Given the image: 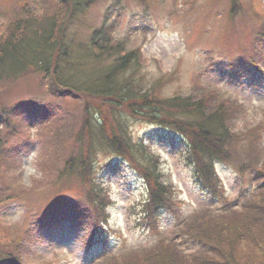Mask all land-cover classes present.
I'll list each match as a JSON object with an SVG mask.
<instances>
[{"label": "rangeland", "instance_id": "obj_1", "mask_svg": "<svg viewBox=\"0 0 264 264\" xmlns=\"http://www.w3.org/2000/svg\"><path fill=\"white\" fill-rule=\"evenodd\" d=\"M43 1L0 0V38L6 35L8 25L21 16L23 6L34 16L43 17L46 10L51 15L57 8V0ZM144 2L93 0L86 15H76V19L71 20L65 33V44L72 41V50L81 65L80 71L73 75L91 81L97 73L110 66V60L96 61L87 56L91 30L99 27L109 13L116 38L127 41V51L134 52L133 56L139 58L138 61L131 60L130 70L115 74L113 82H122L134 71L145 88L161 87L157 94L166 98L188 95L197 82L235 98L243 105L236 128L246 132L245 139L239 144V152L244 160L252 155L255 167L264 165V37L259 34L264 21V0ZM43 3L44 8L38 6ZM250 60L256 61V67L250 65ZM4 83L0 86V105L22 108L16 113L24 130L18 127L7 132L5 126L0 125L10 153V160L0 167V237L3 236L2 224L10 225L9 239L5 238L7 241L30 232V237L23 241V263L97 264L112 257L118 259L108 264H134L132 257V260H123L126 255L120 258L121 253L149 250L161 236L175 238L181 251L189 258L194 255L204 256L210 261L219 260L214 252L206 250L209 248L204 249L179 238L177 221L170 213L159 215L160 235L150 231L151 219L144 217L146 213L140 214L141 203L147 197L146 181L140 180L138 169L134 171L119 157L115 148L110 147V142L103 139L94 140L95 149L91 155L97 172L95 177L107 187L113 199L108 208V234L88 245L87 225L82 226L74 218L72 221L62 219L58 228L39 232L35 227L38 211L49 209L61 200L68 202L70 207L72 204H86L83 202L84 189L75 179L63 188L57 180L64 164L63 156L73 151L77 136L83 137L84 133L87 138L86 128L82 131L86 99L92 100L93 107L89 109L92 124L99 125L100 118L108 132L113 125V117L118 114L123 118V130L132 138V146L140 145L151 155H160V171L171 176L176 194L182 201V215L190 218L204 212L210 200L195 184L180 138L164 127L131 116L127 111L112 112V107L98 97L53 95L41 75L33 72ZM98 105L106 119L93 110ZM224 108L228 111L227 104ZM58 127L60 132L56 140L53 135ZM95 130L92 126L91 134ZM254 137L256 141L252 144ZM218 171L234 208L230 223L241 218H254L260 208L256 204L264 202V188H258L260 181L252 182L248 174L242 179L235 167L227 165H219ZM246 197L248 199L245 200ZM209 210L218 211L216 207ZM140 219L147 221L141 223ZM248 225L246 222V228L236 234L250 233V237L245 235L240 240L243 243L238 246L242 250L238 252L244 253L248 248L251 255L258 258V263L264 264V253L260 254L264 252L261 251L263 247L259 244L249 247L253 234H260L264 226L260 230ZM263 235L259 238H264Z\"/></svg>", "mask_w": 264, "mask_h": 264}, {"label": "trees", "instance_id": "obj_2", "mask_svg": "<svg viewBox=\"0 0 264 264\" xmlns=\"http://www.w3.org/2000/svg\"><path fill=\"white\" fill-rule=\"evenodd\" d=\"M92 1L57 0L56 10L51 15L50 11L46 10L47 14L44 13L43 17L34 16L33 12L25 8L26 12L23 6L20 10L21 16L8 25L6 35L0 38V86L8 80L13 81L33 72L41 75L53 95L98 97L112 107V112L127 111L131 116L144 118L153 125L177 134L186 147L187 161L194 169L196 184L207 194L213 206L221 205L224 209L216 215L204 209V212L196 213L190 218H182L171 178L161 173L157 156L151 155L152 153L146 151L147 148L143 146H132V138L123 130V118L118 117V114L113 117L114 122L108 132L100 118L99 125L92 124V114L89 112L93 107L92 100L86 99L87 110H84L82 131L86 128L87 138L84 133L83 137L77 136L79 144L75 142L73 151L63 156L64 164L57 179L61 188L75 179L84 189L83 202L86 204H72L70 207L64 200L57 201L49 209L44 208L40 213L38 211L35 227L40 232L42 229L57 226L65 218L81 221L90 226L92 232H97L107 224L112 198L107 187L95 177L97 172L93 165L94 157L91 155L95 149L94 140L103 139L110 142V147L115 148L119 157L134 171L138 169L136 172L139 177L146 181L148 200L143 205V211L147 214L144 217L151 219L150 230L159 234L156 216L165 210L171 212L178 219V237L194 243L195 246L211 248L206 250L214 252L219 260L215 262L207 260L204 256L194 255L189 258L181 251L173 237H162L151 249L126 252L121 254L120 258L126 255L123 260L134 259V264H260L248 248L244 253L238 252L242 250L238 246L243 243L240 240L245 235L250 237V233L244 232L238 236L236 234L246 228V222L255 226L254 229L264 226V202L261 205L256 204L260 208L254 218H241L230 223L234 208L231 205L226 206L228 198L215 170L217 163L233 166L242 179L248 174L252 182L260 181L261 186H257L259 189L264 188V165L255 167L252 155L244 160L239 152V144L246 134L241 132V128H236L237 120L241 119L243 113V105L224 92L212 89L210 85H200L198 82L193 84V89L188 95L172 98L158 95L161 87L145 88L134 71L122 82H113L112 77L115 78V74L130 70L131 60L134 62L139 58L133 56L134 52L127 51V41L116 38L114 24L110 21L108 12L100 26L91 30L87 56L96 61L110 60V66L97 73L91 81L74 76L75 71H80L81 65L72 50V41L65 44V33L71 20L76 19V15L83 16L88 13ZM39 3L41 2L37 4ZM38 6L44 8L45 4ZM23 17L25 19H22ZM259 34L264 37V21ZM226 104L228 111L224 108ZM16 106L0 105V125H4L7 132L17 130L18 127L24 130L16 113L22 108L17 109ZM93 110L105 118L101 106L98 105V108ZM90 124L96 129L92 134ZM59 132L58 127L53 135L56 140ZM255 141L254 137L252 144ZM9 156L6 135L0 132V167L10 160ZM262 229L264 230V227ZM1 231L3 236L0 237V264H24L21 258L23 241L30 237V232L26 231L25 234L7 241L5 238L9 239L10 226L2 224ZM261 231L260 234H253L249 247L251 244L254 247L259 244L263 251L264 238L259 237L264 231ZM173 233L175 235L176 231ZM117 259L111 257L97 264H108Z\"/></svg>", "mask_w": 264, "mask_h": 264}]
</instances>
